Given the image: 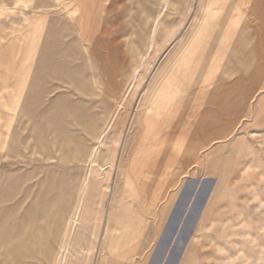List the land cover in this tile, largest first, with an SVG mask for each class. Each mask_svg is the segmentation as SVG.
I'll return each mask as SVG.
<instances>
[{
    "label": "rangeland",
    "instance_id": "1",
    "mask_svg": "<svg viewBox=\"0 0 264 264\" xmlns=\"http://www.w3.org/2000/svg\"><path fill=\"white\" fill-rule=\"evenodd\" d=\"M51 21L89 74L93 39L103 55L110 46L116 78L86 111L95 139L71 159L77 186L50 251L9 264H264V0H0V103L14 96L7 123L0 112L7 141L13 129L27 136L16 104L35 108L62 84L43 73L27 95ZM191 138V163L165 156ZM21 140L20 156L2 151L0 164L24 160ZM7 208L0 201V215Z\"/></svg>",
    "mask_w": 264,
    "mask_h": 264
},
{
    "label": "crops",
    "instance_id": "2",
    "mask_svg": "<svg viewBox=\"0 0 264 264\" xmlns=\"http://www.w3.org/2000/svg\"><path fill=\"white\" fill-rule=\"evenodd\" d=\"M218 8L220 9L216 12H226L221 10V5ZM76 23L79 25V20ZM55 24L51 21L47 25L41 49L28 72L30 81L27 84L26 80L24 85L27 84V95L30 94L35 90L38 75L43 73L62 84L52 85L45 103L41 97L40 100L36 98L34 109L28 101L25 105L24 102L16 104L19 109L18 120L24 116L28 125L24 139L15 135V129L8 141L0 137V152L5 151L9 158L20 156L14 152V141L18 144L22 139L27 150L21 154L24 158L22 162L3 161L0 164V201L15 205V211L10 208L1 211L0 264H9L15 257L44 259L50 251L51 236L57 233L66 205L71 203L77 186V180L71 179V173L77 174L78 178L79 166L75 170L71 169V159L82 158L88 151V143L95 139L87 138L85 126L98 125L99 122L92 116L87 122L86 111H92L99 98L96 87L103 85L102 82L105 86L111 85L112 75L116 78L115 69L112 74V62L117 61V56H113L110 46L106 45L103 55L100 46H96L100 39H93L89 53V74L79 46L69 37L59 41L58 35L53 32ZM63 29L70 33L65 23ZM101 58L103 63L99 62ZM43 65H48L46 70H43ZM8 95V103H0L1 118L8 115L3 120L5 123L12 115L14 107V96ZM153 133L155 130L151 129L148 135L151 145L157 141ZM196 141L188 139L183 149L174 148L165 156L174 162L179 159V165H188L196 157V147H193ZM10 150L12 155H8ZM149 152V156L159 157L158 151ZM18 169L27 175L24 181L14 179ZM35 177L37 181H31Z\"/></svg>",
    "mask_w": 264,
    "mask_h": 264
},
{
    "label": "bare ground",
    "instance_id": "3",
    "mask_svg": "<svg viewBox=\"0 0 264 264\" xmlns=\"http://www.w3.org/2000/svg\"><path fill=\"white\" fill-rule=\"evenodd\" d=\"M115 62V61H114Z\"/></svg>",
    "mask_w": 264,
    "mask_h": 264
}]
</instances>
